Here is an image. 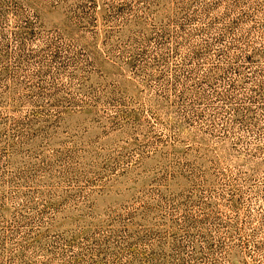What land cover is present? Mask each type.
Segmentation results:
<instances>
[{"label":"rangeland","instance_id":"rangeland-1","mask_svg":"<svg viewBox=\"0 0 264 264\" xmlns=\"http://www.w3.org/2000/svg\"><path fill=\"white\" fill-rule=\"evenodd\" d=\"M0 264H264V0H0Z\"/></svg>","mask_w":264,"mask_h":264}]
</instances>
